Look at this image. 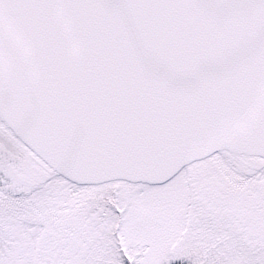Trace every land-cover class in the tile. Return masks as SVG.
I'll list each match as a JSON object with an SVG mask.
<instances>
[{"label": "snow or ice", "instance_id": "obj_1", "mask_svg": "<svg viewBox=\"0 0 264 264\" xmlns=\"http://www.w3.org/2000/svg\"><path fill=\"white\" fill-rule=\"evenodd\" d=\"M0 264H264V0H0Z\"/></svg>", "mask_w": 264, "mask_h": 264}]
</instances>
